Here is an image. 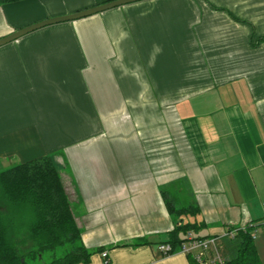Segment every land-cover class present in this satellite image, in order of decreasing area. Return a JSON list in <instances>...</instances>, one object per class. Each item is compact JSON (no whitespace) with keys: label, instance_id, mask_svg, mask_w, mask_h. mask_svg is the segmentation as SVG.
I'll list each match as a JSON object with an SVG mask.
<instances>
[{"label":"crops","instance_id":"0c3cea01","mask_svg":"<svg viewBox=\"0 0 264 264\" xmlns=\"http://www.w3.org/2000/svg\"><path fill=\"white\" fill-rule=\"evenodd\" d=\"M109 1L4 4L0 39ZM45 156L86 264H196L157 251L181 222L226 261L257 226L264 264V0H143L0 46V172Z\"/></svg>","mask_w":264,"mask_h":264},{"label":"trees","instance_id":"16d2710c","mask_svg":"<svg viewBox=\"0 0 264 264\" xmlns=\"http://www.w3.org/2000/svg\"><path fill=\"white\" fill-rule=\"evenodd\" d=\"M19 1L0 0V6ZM164 203L178 218L199 213L195 205L175 208L166 199ZM201 228L197 223H178L166 243L177 250L187 232L196 236ZM256 228L251 224L238 231L234 238L238 247L227 264H262L251 237ZM92 254L82 244L70 199L49 156L0 172V264H35L46 255L50 260L41 264H86Z\"/></svg>","mask_w":264,"mask_h":264},{"label":"built area","instance_id":"2783aa9c","mask_svg":"<svg viewBox=\"0 0 264 264\" xmlns=\"http://www.w3.org/2000/svg\"><path fill=\"white\" fill-rule=\"evenodd\" d=\"M240 229H229L225 232L224 237L234 240ZM251 237L253 240L255 239L256 231L251 234ZM184 238V242L177 250H173L170 244L164 243L156 246L157 251L163 256L181 253L187 257H191L196 264H227L218 249V238L208 237L200 239L191 232H187ZM101 257L103 259V264H109L106 252L101 253Z\"/></svg>","mask_w":264,"mask_h":264},{"label":"water","instance_id":"95a60500","mask_svg":"<svg viewBox=\"0 0 264 264\" xmlns=\"http://www.w3.org/2000/svg\"><path fill=\"white\" fill-rule=\"evenodd\" d=\"M138 1H143V0H112L109 2H105L103 4H99L97 6H94L92 8L80 11V12H76L67 16H61V17H57V18H52L49 20H45V21H41L39 23L33 24L31 26H28L26 28H23L21 30H18L4 38L0 39V46L8 44L10 42H13L17 39H19L20 37L33 32L35 30H38L40 28L46 27V26H50V25H54V24H58V23H64V22H71V21H76V20H80L95 14H99L102 13L104 11L116 8V7H120V6H124L127 4H131V3H135Z\"/></svg>","mask_w":264,"mask_h":264},{"label":"rangeland","instance_id":"374dc122","mask_svg":"<svg viewBox=\"0 0 264 264\" xmlns=\"http://www.w3.org/2000/svg\"><path fill=\"white\" fill-rule=\"evenodd\" d=\"M50 158H51V160L53 161V164H54V160L52 159V157L51 156H49ZM55 165V164H54ZM1 167V166H0ZM2 167H4V166H2ZM1 169V168H0ZM3 169V168H2ZM260 240H258L257 242H256V246H257V249H259L260 248ZM258 253H259V255H260V257H261V252H260V249L258 250ZM262 258V257H261ZM50 260V258H49V255H46V257H44V258H41V260H37L36 262H35V264H41L42 263V261H45V262H47V261H49Z\"/></svg>","mask_w":264,"mask_h":264}]
</instances>
